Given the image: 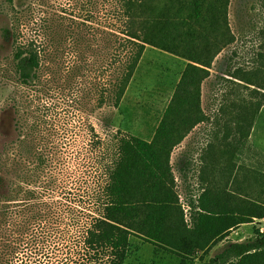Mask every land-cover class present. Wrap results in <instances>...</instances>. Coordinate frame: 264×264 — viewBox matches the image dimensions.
I'll use <instances>...</instances> for the list:
<instances>
[{"label": "rangeland", "instance_id": "374dc122", "mask_svg": "<svg viewBox=\"0 0 264 264\" xmlns=\"http://www.w3.org/2000/svg\"><path fill=\"white\" fill-rule=\"evenodd\" d=\"M113 9L107 0H0V264H9V206L20 223L29 218L35 225L41 199L58 203L67 222L100 214L117 137L152 139L187 63L147 44L120 105L113 106L105 85L110 65L112 70L120 65L118 22L110 25ZM228 16L235 41L217 55L203 82L207 119L194 128L207 129L202 135L207 148L221 143L224 180L219 184L261 201L264 173L238 165V160L251 129L264 128V0H230ZM29 42L40 52V66L25 84L14 55ZM195 140L192 151L171 157L186 220L190 200L202 190L204 152L201 140ZM27 202L36 207L21 216L19 205ZM257 225L264 233V221ZM32 241L21 246L11 264L42 260L41 243ZM130 242L124 264H204L211 247L195 249L187 259L139 235H131ZM67 249L61 257L75 260V251Z\"/></svg>", "mask_w": 264, "mask_h": 264}, {"label": "trees", "instance_id": "16d2710c", "mask_svg": "<svg viewBox=\"0 0 264 264\" xmlns=\"http://www.w3.org/2000/svg\"><path fill=\"white\" fill-rule=\"evenodd\" d=\"M107 1L114 6V22L110 25L118 22L121 34L120 65L112 70L109 64L111 71L105 84L106 98L113 106L120 105L147 44L180 56L187 63L152 139L132 134L117 137L116 157L107 170L105 200L98 216L88 221L75 216L67 222L58 203L41 199L37 203L40 221L35 225L29 218L20 223L9 206V264L31 239L41 243L40 264H124L131 235L190 259L195 249H205L241 224L264 218V198L243 197L226 187H205L190 200V217L186 220L170 161L173 149L207 119L202 106L203 82L210 76L217 55L235 41L228 16L230 0ZM14 57L20 80L30 83L40 66L39 50L29 42L17 47ZM231 75L254 84L246 75ZM19 206L22 216L36 204ZM67 247L75 251V260L61 257V253L68 255ZM215 261L264 264V233L256 229L253 238L231 243L205 264Z\"/></svg>", "mask_w": 264, "mask_h": 264}, {"label": "crops", "instance_id": "0c3cea01", "mask_svg": "<svg viewBox=\"0 0 264 264\" xmlns=\"http://www.w3.org/2000/svg\"><path fill=\"white\" fill-rule=\"evenodd\" d=\"M262 109H264V105L261 108V111ZM206 132V128H193L190 133L183 139V141L173 149L171 157H173V155L175 154V152L177 153V151H184V153H187L188 150L192 151V149L198 143V141L195 139H200V144L202 145L200 147V150L202 153L204 152V155L200 153L202 155L200 157L202 167L200 182L202 184V190L205 187H214V189L216 190H221L225 187L224 185L222 186L219 184L220 181L222 182L224 180L223 157L221 155L222 146L221 143L216 141L214 142L213 146L207 148L208 142H204L205 137H202V135H206ZM238 165H243L249 169L264 173V128L251 129L250 135L246 143V147L244 148L243 153L241 154L240 159L238 160ZM232 171H234V168H232ZM237 172L238 167L233 173ZM233 173L231 177L232 179H234ZM229 184H231V182ZM202 190L200 191V193L202 192ZM199 194H197V196ZM257 220L264 221V218ZM257 220L255 219V221L251 223L241 224L239 227L233 229L228 236L212 244L211 247L208 249L207 254L205 255L204 264L209 262L212 258H217V256L221 254L231 243L244 242L253 238L255 236V230L259 229L260 227V225H257ZM233 259L234 257H230L229 260ZM213 264L223 263H221L220 261H215Z\"/></svg>", "mask_w": 264, "mask_h": 264}]
</instances>
